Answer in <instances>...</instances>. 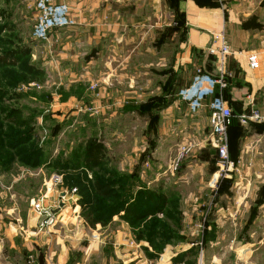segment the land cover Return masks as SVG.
I'll use <instances>...</instances> for the list:
<instances>
[{
  "label": "crops",
  "instance_id": "obj_1",
  "mask_svg": "<svg viewBox=\"0 0 264 264\" xmlns=\"http://www.w3.org/2000/svg\"><path fill=\"white\" fill-rule=\"evenodd\" d=\"M36 1L0 0L4 20L0 25V76H18L10 81L16 84L13 91L0 90V107L13 109L6 122L13 123L21 116L18 104L23 98L50 101L48 113L52 119H60V128L65 116L75 115L71 111L75 102L84 99L102 116L106 113L102 107L105 100L113 129L111 138L120 140L116 147L123 145L121 155L126 158L121 168L112 167L114 172L108 176L117 185L111 183V194H121L117 201L121 206L93 222V243L86 241L77 258L69 254L64 237L50 232L32 234L29 219L25 223L8 220L7 214L15 209L0 208V264H39L35 246L44 254L45 264L193 261L189 255L193 250L197 253V245L176 234L161 236L159 226L167 221V211L176 198L184 194L178 190L171 193L168 177L194 180V174L202 170V180L215 182L216 157L209 131L211 106L219 94L235 115L257 112L262 117L248 125L235 120L228 131L230 159L237 165L228 173V178L237 180L234 210L244 228L248 220V227L256 231L264 220V0H64L71 9L69 24L50 32L49 40L34 38L31 27L37 16ZM221 33L233 51L226 59L228 87L223 91L211 83L219 65L207 52L214 35ZM251 55L259 61L256 70L249 66ZM24 72L25 83L21 77ZM56 82L59 86L54 89ZM18 83L27 86L22 89ZM92 83L97 84L95 91H90ZM194 103L199 105L195 110ZM101 128L105 126L99 125L97 130L103 132ZM86 142L74 147V159L55 162L59 164H54L55 168L62 169L61 176L68 175V167L78 163L74 173L89 183L102 165L107 166L108 156H103L106 147L98 143L102 157L94 166ZM190 157L194 159L191 162ZM3 159L0 153V163ZM109 160L114 162L112 157ZM4 169L0 164V177ZM230 189L233 191L234 186ZM150 225L156 232L152 241L143 234L144 238L135 242L134 233L145 232ZM107 227L115 232L113 238L103 240L101 235ZM195 232L196 228L192 229L191 236ZM252 237L245 233L240 241L244 245L255 243L257 251L263 241ZM171 239L181 246L193 245L185 250L177 247L169 258L165 245ZM160 240L163 246L154 252L150 245ZM240 254L234 257L235 264L236 259L242 261ZM221 260L223 263L225 259L213 256L211 263L221 264Z\"/></svg>",
  "mask_w": 264,
  "mask_h": 264
},
{
  "label": "rangeland",
  "instance_id": "obj_2",
  "mask_svg": "<svg viewBox=\"0 0 264 264\" xmlns=\"http://www.w3.org/2000/svg\"><path fill=\"white\" fill-rule=\"evenodd\" d=\"M63 2L64 0H59V3ZM66 6L69 8L68 15H70L71 9L68 4ZM261 15H264V13ZM33 24L35 25V22ZM34 25L31 28H34ZM21 77L23 83H25L24 80L27 77L25 72ZM51 77L52 82H54L55 74L51 75ZM0 78L4 80L9 79V82L0 80V90L9 92L16 88V84L10 81L18 79V76L10 77L7 75V77L0 76ZM23 83H18V85L22 86V89L27 86ZM96 85L92 83L90 91H95L94 87ZM58 86L56 82L54 89ZM81 100L72 105V107H75V110L71 111L75 115L69 114L64 117V120H61V128L58 126L60 119L54 120L51 118V114L48 113V109L51 108L49 105L50 101L48 102L44 99H21L18 104L21 108V116H18L17 120L13 123L6 122L12 116L11 112L13 109L8 108L4 110L3 107H0V145L2 144V147L0 146V153L4 158L0 164L5 167L1 175L2 177H0V190H5V192H0V208L3 210L14 208L15 210L7 214L10 215L7 216L8 220L11 219L12 221L15 218L25 223L27 219L30 220V215L31 217L36 215L31 211L32 200H34V204L37 203L38 199L45 193L48 195V200H46L45 204L46 208L55 206L60 208V205L63 204L64 219L59 218L58 223L50 230V233L66 239V247H69V254L73 258H77L79 253H82L83 250L81 249L86 247V241L88 245L93 243L94 223L92 219L97 218L101 221V218L109 214L106 212H109L115 202L119 201V195H121L116 191L112 194V199H105L97 195L95 191L96 183H109L111 186V183H114V181L113 179H108L111 178L108 176L111 172H114L111 170L114 169L112 167L121 168L122 163L126 159L125 156L121 155L123 145L121 144V147H116L120 140L116 141V137L111 138V130L113 131V129H111L110 113L106 114L108 107L106 104H103L105 100L102 103V107L105 108L106 113L102 116H99V112H95L96 106L91 105L84 99ZM77 108L79 112H77ZM99 125L105 126V128H101L103 132L97 130ZM116 131L115 129L113 134ZM209 132L210 136L212 129ZM121 134L126 136L124 132ZM86 139H88L87 142ZM85 142V148L89 147V149L97 148L99 142L102 143V146L106 147L103 156H108L106 160L107 166L102 165L101 169L93 175V179L89 180V183L84 180L81 174L77 175L74 173L79 169L80 165L78 163L75 166L68 167V175L64 174V177L63 175L61 176L59 172H62V169L55 168V162L63 161L64 163L70 158L74 159V153L77 151L72 152L74 147L78 144L84 145ZM124 149L127 150L126 147ZM185 154L180 156L181 162ZM110 157L114 159V162L109 160ZM215 157L217 172L214 183L212 180L209 184L210 179L202 180L201 173L202 175L204 174L202 170L194 174V180L180 181L168 177L167 184L170 187L171 193H175L174 190H178L180 194H184H182L183 196L177 195L178 198L173 202L172 208L167 211L165 220L168 219L165 224L159 226V235L170 237L176 234L177 237H183L187 242H194L197 245V253L195 250L192 251V255L190 254L189 256L193 258V261L187 262L188 264H195L196 260L198 264L201 260L202 264H212L211 258L213 256L225 259L223 263L222 260L220 261L221 264H235L234 257H238L239 253H241L242 261L240 262L235 258L236 264H264V220L259 224L261 225L259 228L256 227V231L255 228L251 229L252 227H248V220H246L247 229L241 225L238 212L234 210V207H237L235 204L236 198L238 199L236 194L237 189L235 188L237 187V180L234 181V178H228V174H222L218 167L219 158L216 150ZM189 159L190 162L194 160L193 157ZM14 161H16V164L12 165ZM10 165L12 167L7 170ZM178 166L179 164L176 162L174 164L175 171H177ZM65 168L67 167H64L63 171H65ZM52 173L56 174L50 176ZM54 176L60 178L59 183L55 182ZM158 183L156 182L154 185ZM212 183L214 189L211 188ZM114 185L116 184L114 183ZM120 185L118 184V186ZM48 186L49 191H46ZM233 186L234 189L232 191L230 188ZM74 189L77 190L76 196L81 198L80 202L78 201L75 206L76 215L72 211L68 212L70 209H68L69 206L67 205L70 203L67 200L72 197L71 191ZM234 190H236L235 193ZM63 193H68L65 199H62ZM81 201L90 207L85 205V208L82 209ZM177 204L178 207H176ZM192 209L195 211L192 212ZM104 226L102 225V227ZM177 227L178 230L175 232V228ZM195 228L196 235L191 236L192 229L195 230ZM153 229L150 225L145 229V232H141V230L136 231L134 233L135 242L137 239L142 240L144 235L152 241V237L156 233ZM114 232L115 229L112 227L104 228V234L101 237L103 240H106L105 238L110 240V238H113ZM245 233L252 234L254 241L258 237L263 241L258 246L257 251L255 243L249 245L242 244L240 238ZM167 242L165 246L169 248L167 251L169 258L170 254L175 253L177 247H183L185 250L193 245L184 243L181 246L172 239ZM150 246H153V251L157 252L163 246L162 240L155 241ZM139 249V255H142ZM246 254L249 256L244 258ZM150 263L152 264V261ZM162 263L170 264L169 260L166 263Z\"/></svg>",
  "mask_w": 264,
  "mask_h": 264
},
{
  "label": "built area",
  "instance_id": "obj_3",
  "mask_svg": "<svg viewBox=\"0 0 264 264\" xmlns=\"http://www.w3.org/2000/svg\"><path fill=\"white\" fill-rule=\"evenodd\" d=\"M36 10L37 16L33 28V35L36 39L47 40L50 32L69 24V8L65 4L59 3V0H37ZM3 24L4 20L0 16V25ZM207 52L209 55L217 58L219 65L218 75L216 78L211 79V83L219 87L220 91H223L228 87V77L225 71L226 59L233 54L223 33L214 35L213 44ZM248 62L251 69L256 70L259 68V61L256 55L249 56ZM198 107V103H194L192 109L195 110ZM211 108L212 132L209 141L211 146L217 151L219 158L218 167L222 174L226 175L237 166L236 163L230 159L229 155V128L235 120L241 125H248L250 122H260L262 117H260L257 112L235 115L221 94L214 100ZM77 112H79L78 108ZM53 178L55 182H60L58 176H54ZM48 188L49 186L46 191H49ZM71 193L72 197L67 200V202H70L67 204L69 206L68 209H70L68 212L72 211L73 214L76 215L77 211L75 210V206L79 200H75L74 197L77 194V190L74 189ZM66 194L68 193H63L62 199L66 198ZM46 200H48V195L46 193L38 199L37 203L34 204V200H32L31 211L35 213L38 218V232L40 234H49L50 230L58 223L59 218L64 219L63 215H65L61 207L55 206L46 208ZM66 214L68 215V213Z\"/></svg>",
  "mask_w": 264,
  "mask_h": 264
},
{
  "label": "trees",
  "instance_id": "obj_4",
  "mask_svg": "<svg viewBox=\"0 0 264 264\" xmlns=\"http://www.w3.org/2000/svg\"><path fill=\"white\" fill-rule=\"evenodd\" d=\"M89 150H90V155L89 156H90V158L92 160V164L95 166V165H97L100 162L99 160L102 157L100 148H98V147L97 148H91ZM93 165H92V167H93ZM110 187L111 186H110L109 183L108 184L107 183L106 184L96 183V185H95V191H96L97 195H99V196H101V197H103L105 199H109L110 200V199L113 198L112 197V194H111V191H110ZM80 199H79V202H80ZM84 206H85V204L81 201V207H82V209L85 208ZM119 206H120V204H118V203L115 202L114 206L111 207L110 210H109V212L107 211L106 213L111 214V212L113 211V209H115V208H117ZM109 214H107V215H109ZM107 215H105L103 218L107 217ZM92 220H93V222L98 221L97 218L92 219Z\"/></svg>",
  "mask_w": 264,
  "mask_h": 264
},
{
  "label": "water",
  "instance_id": "obj_5",
  "mask_svg": "<svg viewBox=\"0 0 264 264\" xmlns=\"http://www.w3.org/2000/svg\"><path fill=\"white\" fill-rule=\"evenodd\" d=\"M75 200H79L80 198L78 196H75L74 197ZM61 208L64 207L63 204L60 205ZM30 232L32 234H38V226H37V223H38V218L36 215H33L30 220ZM36 249H37V252H38V255H37V259H38V263L39 264H45L44 263V254L39 250V248L37 246H35Z\"/></svg>",
  "mask_w": 264,
  "mask_h": 264
}]
</instances>
